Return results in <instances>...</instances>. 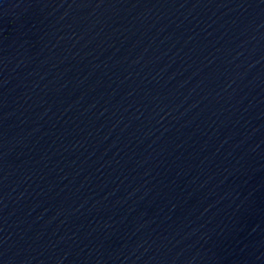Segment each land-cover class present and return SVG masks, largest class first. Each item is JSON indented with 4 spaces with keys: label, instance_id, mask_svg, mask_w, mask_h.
Wrapping results in <instances>:
<instances>
[{
    "label": "water",
    "instance_id": "water-1",
    "mask_svg": "<svg viewBox=\"0 0 264 264\" xmlns=\"http://www.w3.org/2000/svg\"><path fill=\"white\" fill-rule=\"evenodd\" d=\"M0 264H264V0H0Z\"/></svg>",
    "mask_w": 264,
    "mask_h": 264
}]
</instances>
